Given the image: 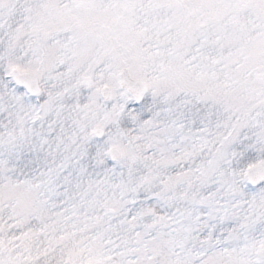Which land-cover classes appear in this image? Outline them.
Instances as JSON below:
<instances>
[{
  "label": "snow or ice",
  "instance_id": "obj_1",
  "mask_svg": "<svg viewBox=\"0 0 264 264\" xmlns=\"http://www.w3.org/2000/svg\"><path fill=\"white\" fill-rule=\"evenodd\" d=\"M0 264H264V0H0Z\"/></svg>",
  "mask_w": 264,
  "mask_h": 264
}]
</instances>
